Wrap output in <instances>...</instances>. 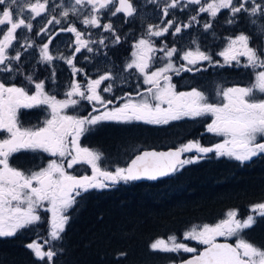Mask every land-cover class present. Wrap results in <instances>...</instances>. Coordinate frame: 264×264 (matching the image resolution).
Returning a JSON list of instances; mask_svg holds the SVG:
<instances>
[{
  "label": "snow or ice",
  "instance_id": "obj_1",
  "mask_svg": "<svg viewBox=\"0 0 264 264\" xmlns=\"http://www.w3.org/2000/svg\"><path fill=\"white\" fill-rule=\"evenodd\" d=\"M189 5L199 6L193 9L198 12H207L212 18L217 17L221 10L230 14L228 23H234L238 14L244 13L252 24L261 22V39H264V0H165L162 7L163 17L170 15V9L179 8L181 11ZM54 7H61L56 4ZM28 15L25 16L24 12ZM86 10L82 23L93 28L103 27L104 31H115L111 23L101 25L99 14L103 10L109 16L123 13L133 16L134 4L131 0H73L70 6L62 7L60 16L67 21L70 13L81 14ZM49 12V0H0V73H13L14 61L20 60V53L12 55L9 49L14 40H17V30L26 29L31 32V20L41 17ZM192 21H197L195 15ZM166 26L150 25L147 29L148 36L159 37L168 33L174 27L173 35L179 34L183 28L190 24L175 25L171 19L162 21ZM48 24H60L61 19L53 15L46 20ZM10 26V27H8ZM212 27L205 23L204 29ZM61 31L73 33L75 36L74 51L79 53L82 49L92 52L90 41L83 38L84 33L75 26L62 28ZM39 34V33H37ZM51 41H49L50 43ZM120 37L115 36L114 43H119ZM100 44L104 41L101 39ZM31 47V45H28ZM132 52L133 59L125 65L128 70L135 69L144 77L143 83L149 85L147 90L133 98L131 94L120 99L125 102L120 106L109 108L112 100H105L100 94V85L104 81L113 79L111 73L101 75L98 79L87 83V90L82 91L79 83L73 82L71 90L66 93L68 99L58 101L54 96H49L44 91L43 82L35 83V94L30 95L25 88L6 86L0 82V238L14 237L22 229H26L41 221L39 209L51 213L50 240L47 250L44 246L32 242L26 245L38 261L43 264H55L54 258L58 249L51 242L60 241L65 226L69 220L67 212L76 204L77 197L90 190L105 189L121 182L128 183L138 180H157L170 176L183 166L195 163L208 153H215L217 157L227 156L239 161L241 164L252 160L254 157L264 155V45L259 49L250 46V37L239 34L229 38L227 47L219 53L225 63L235 61L240 64V57H244L245 68L253 70L255 82L247 87H229L218 90L216 95L219 102L210 101L203 92L192 89L188 92L176 91L171 83L169 72L177 75L181 70L192 71V68L181 66L174 68L171 58L177 54L175 47L161 49L165 52L168 62L166 66L148 72L151 53L155 51L150 41L141 38L135 44ZM43 62L50 63L54 57L50 55L48 44L41 50ZM74 58H66L65 62L72 67L73 75L81 69L73 64ZM180 59L188 65H195L200 61H209L212 57L197 48L195 52L187 51ZM256 69H261L256 71ZM199 70V69H196ZM31 83V77H28ZM112 84L105 86L102 91L110 92ZM259 93L260 95H257ZM73 97H80L94 105L92 115L76 117L64 114L69 106L78 104ZM39 105H47L51 109V118L46 119L43 127L24 128L19 119L21 109H31ZM210 116L211 123L207 124V131L215 136L223 137V141L212 147H202L198 142H189L166 152L144 151L137 154L134 159L124 167H115L114 171L102 168L99 164L101 154L81 146L80 138L101 122L113 121L118 123H131L133 121L146 124L166 125L171 121L182 118H197ZM42 151L53 157H60L61 161L52 160L46 168L39 171L25 173L10 164V158L20 151ZM201 154L195 158L181 159L184 153L192 152ZM66 164V167H65ZM75 165H88L91 175L76 176L67 169ZM47 205V207H44ZM257 218H264V202L250 206L249 214L239 217L237 210H229L226 218L215 225L194 226L183 234V240L196 241L204 245L199 251L195 247L181 241L176 236H169L167 240L157 239L151 244L154 251L165 253H194L191 259L182 264H264V248L254 245L244 238V232L256 222ZM217 237L226 239L236 237L235 244L217 243ZM123 255V254H121Z\"/></svg>",
  "mask_w": 264,
  "mask_h": 264
},
{
  "label": "trees",
  "instance_id": "obj_2",
  "mask_svg": "<svg viewBox=\"0 0 264 264\" xmlns=\"http://www.w3.org/2000/svg\"><path fill=\"white\" fill-rule=\"evenodd\" d=\"M164 43L162 47L158 42L155 45L159 49L180 50L172 37L165 38ZM117 62L121 65L120 60ZM125 127L113 124L95 127L81 140V145L105 152L110 164H101L107 169L123 167L135 153H132L134 148H129L135 140L143 141L141 146L167 149L198 137L197 130L190 131L192 123L182 126L177 123L170 130L157 129L154 137L150 129L142 126L138 134L132 125ZM167 135L165 140L163 136ZM25 157L24 164L21 160ZM38 162V156L30 155H17L13 159V164L23 168ZM76 200L73 210L68 212L70 219L62 239L52 244L58 249L55 264H173L189 254L177 257L173 253L154 251L151 244L173 235L181 240L194 226L219 223L229 210H237L243 218L249 214L250 206L264 202V155L243 164L209 156L182 167L165 180L123 183L98 192L91 190ZM47 229L42 212L37 224L22 229L14 237L0 238V264H43L26 245L37 239L46 240ZM243 235L247 241L264 248V218H257ZM231 238L228 239L233 244L236 237Z\"/></svg>",
  "mask_w": 264,
  "mask_h": 264
},
{
  "label": "flooded vegetation",
  "instance_id": "obj_3",
  "mask_svg": "<svg viewBox=\"0 0 264 264\" xmlns=\"http://www.w3.org/2000/svg\"><path fill=\"white\" fill-rule=\"evenodd\" d=\"M70 4L73 0H67ZM26 2V0H22L21 3ZM60 0H54V3L57 4ZM61 2L66 3V0H62ZM135 7V13L133 16L129 17L123 13H117L115 16H109L103 10L99 14L101 25L111 23L113 27H116L118 32L122 36H128L127 41H136L134 33L136 32H144L145 27L150 25H159L161 9L165 4V0H131ZM203 2V0H202ZM199 6L189 5L181 11L179 8L170 9V15L168 17H164V20L171 19L174 21L175 25H184L190 24L189 27L183 28L179 34L173 35L174 27L168 31V33L156 37L150 40L151 43L155 44L158 42L159 46L164 43V39L171 38L175 39L177 43L183 48L184 53L186 52V47L188 48V44L202 43L205 45L204 50L201 47V51L206 54L211 55L212 61H200L195 65H188L186 61L180 59V62L177 64L175 68L187 67L192 68V71H183L181 70L177 75L174 71L169 72L168 75L171 76V83L175 85L176 91L178 92H188L190 89L196 88L197 90L203 92L206 96L209 97L212 102H219V97H217L216 93L218 90L229 88V87H247L250 86L249 80L252 73V69L245 68L243 65L246 63L244 57H240V64H236L235 61H232L231 64H227L224 61V58L219 55L222 51V45H225L224 48L227 47L229 42V38H234L235 36L243 33L250 37V46L260 48V40L261 37H257L255 34V27L260 24V20L254 25L250 22L248 16L244 13L238 14L235 18L234 23H228V19L231 18L230 14L227 10H221L217 17L212 18L207 12H198L193 9H198ZM48 13L43 14L42 17H37V19H43L47 16ZM86 14V10H82L81 14L77 15H69L70 20L73 18H78V16H82ZM195 15L197 21H192L191 17ZM72 17V18H71ZM161 19V21L163 20ZM205 23H211L212 27L208 30L204 29ZM77 24V25H75ZM71 26H75L77 30L84 33L83 38L90 41V47H92L91 37L88 35L90 30L88 26H85L79 22H71ZM4 27V26H0ZM10 27V26H8ZM25 29L17 30V40H14L12 43V47L9 49V52L12 55H15V50H18L20 53V60L18 62L14 61L12 67L14 69H19V71H14L13 73H0V82L5 83L6 86H16L25 88L26 91L30 95L35 94V83L43 82L44 91L49 96H54L56 100L63 101L68 99L66 93L71 90V84L73 82L79 83L81 85V90H87V83L90 80L98 79L99 76L95 75L96 66H92L91 63L92 53L88 52L86 49H82L81 52L77 53L74 51L75 48V36L70 32H62L60 29H53L47 32V35H41L38 39L37 36H25L22 35ZM45 33V32H44ZM118 33V34H119ZM99 34V28L94 31V35ZM149 38V37H148ZM0 39H3V35H0ZM49 41H51L49 43ZM254 41L255 45L252 43ZM259 42V43H258ZM30 43V44H29ZM48 44L49 53L54 57L53 61L50 63L43 62L41 59V50L44 44ZM187 44V46H185ZM28 45H31L29 47ZM162 47V46H161ZM124 48L126 49L124 51ZM133 48L131 45H127L126 42L122 43L119 47H116L115 50H123L124 52L132 59ZM135 51V49H134ZM183 53V54H184ZM181 54V57L183 56ZM120 54L116 53L111 59L119 58ZM65 58H74L73 64L76 68L81 69L76 75L72 76V80L61 79L62 83L58 81L60 77L63 75L62 68L67 70V67H64ZM109 57L105 56L103 60L99 63H107ZM154 60V56L152 57ZM105 66V65H104ZM106 67V66H105ZM98 68V67H97ZM199 69V70H196ZM70 70L72 67L70 66ZM102 70V69H100ZM257 70V69H256ZM155 71V65L151 66L148 69V72ZM108 72V68H105V73ZM31 77V83L28 80V77ZM70 82V83H69ZM108 81L102 82L100 85V94L105 100H112L113 104L108 107H115L122 105L125 100L120 99L121 97H126L128 94H131L133 98H139V94L143 93L147 90L149 86L143 85L140 83L139 79L135 81V84H130L128 87H119L116 86L113 88V93L111 96H108L106 92H103L102 89L107 86ZM127 88V89H126ZM123 93V95H119ZM257 95H260L259 93ZM78 101V104L75 106H69L64 110V114L76 117H86L91 113L92 115H96L98 113L93 112V107L101 108L100 105H94V103H89L87 100H81L80 97H73ZM103 111V108H101ZM51 118V109L48 108L47 105H39L37 107L31 109H21L19 113V119L22 127L30 128V126L43 127L46 119ZM211 117H197L193 118H182L180 120L171 121L166 125H157V124H146L143 122L133 121L129 124H118L120 127L132 125L136 134H138V130L142 127L150 129L152 132L150 135L154 137L153 132L157 129L161 130H170L171 125L180 123L182 126L183 123H192L193 128L190 129L191 132L198 131V137L193 141L183 142L181 145L187 144L189 142H198L202 147H212L216 143H220L223 141V137L215 136L212 133L207 131V124L211 123ZM105 121L102 124H99L97 127L107 124ZM115 125V123H111ZM195 124V125H194ZM175 127V126H174ZM95 129V128H94ZM93 129V130H94ZM86 132L81 138V140L89 136L92 132ZM6 134H0V138H3ZM149 137L150 141H153V138ZM165 140L168 139L167 136H163ZM135 140L132 142L134 145ZM179 145V146H181ZM85 147L83 144L81 145ZM177 146V147H179ZM88 147V146H86ZM176 147V148H177ZM89 149L99 152H103L100 148L97 147H88ZM169 149V148H168ZM141 149H137L134 154L139 153ZM29 151H20L15 153L10 158L11 166L22 170L26 173L25 170H29L36 165L29 166L27 168L20 167L16 164H13V159L17 155H27ZM105 153V152H104ZM188 154H196L193 150L191 153H184V159L187 158ZM49 158L48 156H45ZM24 164L27 162L26 157L21 160ZM198 163V162H197ZM194 164V163H192ZM188 166V164L186 165ZM219 238V237H218ZM222 238V237H220Z\"/></svg>",
  "mask_w": 264,
  "mask_h": 264
},
{
  "label": "rangeland",
  "instance_id": "obj_4",
  "mask_svg": "<svg viewBox=\"0 0 264 264\" xmlns=\"http://www.w3.org/2000/svg\"><path fill=\"white\" fill-rule=\"evenodd\" d=\"M22 1V0H21ZM62 0H60V2H58L57 4L61 5V7H54V5H56L54 3V0H49V12L47 14V16L43 19H34V20H31V23L33 24V29L31 32L27 31L26 29L24 30V32L22 33L23 36H25V38H27V36H37V38L39 39L41 35H47V32L50 31V30H53V29H61L62 28H67L68 26H70V23L71 22H79L81 24L82 23V20L84 18V15L82 16H78V18H73L72 20H70V18H68L67 21H65L59 14L61 12V8L62 7H67V6H70V2L66 0V4L61 2ZM209 2H211V0H209ZM71 14V13H70ZM24 15L27 16L28 13L27 11L25 10L24 12ZM53 15H55L58 19H61V23L60 24H48L46 23V20L47 19H50ZM42 17V16H41ZM72 18V17H71ZM163 15H162V11H161V15H160V20H159V23H162L161 28L165 27L166 25L162 22L164 19H163ZM161 19H163L161 21ZM77 25V24H75ZM84 25V24H83ZM158 25V24H157ZM89 27V26H88ZM113 27V26H112ZM149 27V26H148ZM148 27H145V31L144 32H136L134 33V36L136 38V41L134 40L133 41H127V38L128 36H122L116 27H113L114 31H115V36H119L120 37V42L119 43H114L115 41V36L113 35L112 32H107V31H104L103 27L99 28V34L97 35H94V31L97 29V28H93V27H89L88 29L90 30V33L88 34L90 37H91V40H92V48H93V51L91 52L92 53V59H91V63L94 62V64H92V66H96L95 68V72L94 74L95 75H98L99 77L101 75H104L105 73V68L107 67L108 68V72L107 73H111L112 76H113V79L108 81L107 85L108 84H112V90L110 92H106L108 96H111V94L113 93V88L115 89L116 86H121V87H128L129 88V85L130 84H135V81L137 79H139L140 83H143V79L144 77L140 75V73H138L135 69H131V70H128L125 68V65L130 62L132 59L130 58L129 54L125 55L123 54L121 51L117 52L115 50L116 47H119L122 43H125L127 45H131L133 48H131V50L135 49V44H137L139 42V40L141 38H145V39H148L149 41L153 38H156L154 36H148L147 35V29ZM172 29V28H170ZM169 29V30H170ZM45 32V33H44ZM62 32H67V31H62ZM260 32H261V23L258 24L256 27H255V33H252V34H255L257 37L260 36ZM39 33V34H37ZM119 33V34H118ZM149 37V38H148ZM160 37V36H159ZM261 37V36H260ZM158 38V37H157ZM103 39L104 43L103 44H100L99 41ZM151 43V42H150ZM254 45V41L252 42ZM259 43V42H258ZM30 44V43H29ZM156 44V43H155ZM155 44L151 43L152 47L155 49V51L153 53H151V56L153 57L154 56V60H152L150 62V67L153 65H155V70H157L158 68L160 67H163V66H166L167 62H168V58L166 57L165 55V52L164 51H161V49H159ZM165 43H163L162 45H164ZM160 45V46H162ZM264 45V39L263 40H260V46ZM181 46V44L179 45ZM187 46V44L185 45ZM188 48L186 47V52L187 51H193L195 52L197 50V48H199V50L201 51V47L202 49L204 50V47L205 45H203L202 43H195V44H188ZM225 45H222L221 47V50L223 51L225 48H224ZM171 49V48H169ZM136 50V49H135ZM116 53H119L120 54V57L119 58H116V59H111L112 56H114ZM184 51H183V48H180V50L177 52V54H174L173 57L171 58V63L173 64L174 68L177 66V64L180 62V57H181V54H183ZM105 56L109 57L108 59V62L107 63H99L101 60H103V58H105ZM66 59V58H65ZM117 60H120L121 61V65H119V63L117 62ZM106 67H105V66ZM64 67H67V70H65L64 68H62V72H63V75L60 77V79L57 82L59 83H62L60 80L61 79H68V80H72V76H73V72L72 70H70V66L65 62L64 60ZM98 67V68H97ZM149 67V68H150ZM102 69V70H100ZM261 69H257L256 71H260ZM255 82V76H254V73L252 71L251 73V76H250V80H249V85L253 84ZM70 83V82H69ZM143 85L146 86H149V85H146L143 83ZM127 89V88H126ZM196 89V88H194ZM191 91V89L189 90ZM258 94V93H257ZM119 95H123L119 93ZM111 108V107H109ZM104 122H101L100 124H102ZM107 124H111V123H115L116 126H118V124H129V123H118V122H113V121H109V122H106ZM99 125V124H98ZM98 125L94 126L92 128V130L97 127ZM130 126V125H129ZM30 128L32 129H35V128H39L35 125L33 126H30ZM125 128H128L125 127ZM91 130V131H92ZM142 142L143 141H137L134 143V145L132 147H129V148H134V150L132 151L135 152L137 149H141V150H146V149H150V145H145V146H141L142 145ZM163 145H165V142L163 141L162 142ZM128 148V149H129ZM91 150V149H90ZM140 150V151H141ZM29 152H31L30 150H28ZM195 151V150H194ZM33 152H36V151H33ZM39 153L38 154H34V155H37L38 158H39V162L38 164L29 169V170H25L26 173H30L32 171H39L43 168H46L48 166V163L52 160H57V162H60L61 161V158L60 157H53V156H50L48 153L46 152H42V151H38ZM101 154V161H102V164L104 166H107L110 164L108 158L106 157V154L104 152H101L99 150V152ZM128 153L130 154L131 152L128 151ZM191 153V152H190ZM45 154H47V156L49 158H46L45 157ZM138 154V153H136ZM136 154H133L131 158H133V156H135ZM201 154H188L187 155V158H195L197 156H200ZM120 156H124V155H120ZM209 156H215L216 159L218 158H222V157H225L229 160H234V159H230L228 158L227 156H222V157H217L215 153H208L206 156H203L202 158L198 159L195 163L197 162H200L202 161L203 159H205L206 157H209ZM130 158V159H131ZM130 159H128L124 165L126 166V164L130 161ZM99 164H100V161H99ZM101 166V164H100ZM118 166V165H117ZM186 166V165H185ZM65 167H66V164H65ZM121 167V166H120ZM184 167V166H183ZM108 170L110 171H114L115 170V167L113 166H110L107 168ZM67 171L72 174V175H77V176H82V175H91V168L88 166V165H75L72 169H67ZM79 174V175H78ZM122 183V182H121ZM119 183V184H121ZM118 185V184H116ZM106 190L107 189H110V188H105ZM105 189H100V190H97L98 191H103ZM93 190H96V189H93ZM44 207H47V205H45ZM72 209H70L68 212L72 211ZM39 212H44L45 213V220L47 221V226H48V229H47V237H46V240H40V239H37L35 240V242L41 244L44 246L45 250L48 249L49 247V244H46L45 241L47 240H50V236H49V232H50V221H51V213L50 212H46L44 211L43 208L39 209L38 210ZM68 212H67V215H68ZM227 214V213H226ZM69 216V215H68ZM70 217V216H69ZM73 217V216H72ZM226 218V215L224 217V219ZM70 219V218H69ZM69 222V220H68ZM67 222V224H68ZM66 224V225H67ZM198 226H201V225H198ZM66 227V226H65ZM191 229V228H190ZM189 229V230H190ZM188 231V230H187ZM222 238H225V237H222ZM226 239V238H225ZM164 240H167L166 238ZM181 241H183L184 243L188 244V246L190 247H195L198 249V247H202L204 245H200L198 244L196 241H185L183 240V235H182V238H181ZM55 242V241H54ZM54 242H51V245L54 244ZM236 242V240H235ZM234 242V244H235ZM200 250V249H199ZM175 255H177V257L181 256L182 254L185 255V254H189V255H193L194 253H185V252H180V253H173ZM171 264V263H169Z\"/></svg>",
  "mask_w": 264,
  "mask_h": 264
},
{
  "label": "water",
  "instance_id": "obj_5",
  "mask_svg": "<svg viewBox=\"0 0 264 264\" xmlns=\"http://www.w3.org/2000/svg\"><path fill=\"white\" fill-rule=\"evenodd\" d=\"M173 149H175V148H169V149H167V150L146 149V150H142V151H140L138 154H141V153H143L144 151L166 152V151L173 150ZM136 155H137V154H136ZM136 155H135V156H136ZM135 156H133V158H131V159H134ZM181 159H183V155H182ZM130 161H131V160H130ZM130 161H129V162H130ZM129 162H128V163H129ZM168 177H169V176L161 177V178H159V179H157V180H138V181H132V182H128V183L157 182V181H160V180H164V179H166V178H168ZM217 243H229V242H227V241H218ZM230 244H231V243H230ZM203 249H204V248H203ZM203 249H201L200 251H202ZM192 257H193V256H192ZM192 257L186 258V259H184V260L178 262L177 264H182L183 261H186V260H188V259H191Z\"/></svg>",
  "mask_w": 264,
  "mask_h": 264
}]
</instances>
